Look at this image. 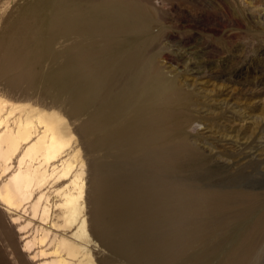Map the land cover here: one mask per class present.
Here are the masks:
<instances>
[{
    "label": "bare ground",
    "instance_id": "1",
    "mask_svg": "<svg viewBox=\"0 0 264 264\" xmlns=\"http://www.w3.org/2000/svg\"><path fill=\"white\" fill-rule=\"evenodd\" d=\"M160 2L22 0L4 17L0 264H252L264 194L243 174L208 182L261 159L260 120L191 74Z\"/></svg>",
    "mask_w": 264,
    "mask_h": 264
},
{
    "label": "rangeland",
    "instance_id": "2",
    "mask_svg": "<svg viewBox=\"0 0 264 264\" xmlns=\"http://www.w3.org/2000/svg\"><path fill=\"white\" fill-rule=\"evenodd\" d=\"M159 1L160 7H163L162 13L167 17L165 24H169L168 29H172L178 37L188 40V45L183 49L178 50L176 46H171L170 49L180 52V60L188 68H192L191 74L208 80L209 88L219 94L228 91L233 100L239 103L242 101L240 104L246 111L258 116L259 131L264 133V0ZM20 3L22 0L0 1V27L8 13H18L17 5ZM165 42V45H169L168 41ZM60 112L65 118H69L64 109H60ZM76 135L78 137V134ZM262 152L261 159H254L255 162L247 160L249 158H240L244 155L242 153L240 157H235L228 167H215L218 174L213 176L208 184L243 174L238 184L241 190L264 194V147ZM249 163H256L255 169L248 167ZM195 180L199 186L207 183ZM166 228L173 232L176 227L168 225ZM262 239L259 240L258 251L252 259V264H264V237ZM207 244L209 245V241H204L201 245L196 244L189 251H184L181 257L192 263L189 260L192 254L198 253ZM181 248L182 246L178 247L180 250ZM110 258L111 264L120 262L115 256L111 255Z\"/></svg>",
    "mask_w": 264,
    "mask_h": 264
}]
</instances>
